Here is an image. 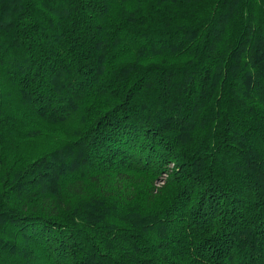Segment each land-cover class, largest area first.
<instances>
[{
	"label": "trees",
	"instance_id": "16d2710c",
	"mask_svg": "<svg viewBox=\"0 0 264 264\" xmlns=\"http://www.w3.org/2000/svg\"><path fill=\"white\" fill-rule=\"evenodd\" d=\"M0 264H264V0H0Z\"/></svg>",
	"mask_w": 264,
	"mask_h": 264
}]
</instances>
